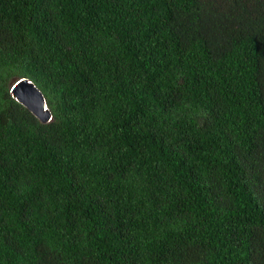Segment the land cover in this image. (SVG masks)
Returning a JSON list of instances; mask_svg holds the SVG:
<instances>
[{
	"label": "trees",
	"instance_id": "trees-1",
	"mask_svg": "<svg viewBox=\"0 0 264 264\" xmlns=\"http://www.w3.org/2000/svg\"><path fill=\"white\" fill-rule=\"evenodd\" d=\"M0 264H264V0H0Z\"/></svg>",
	"mask_w": 264,
	"mask_h": 264
},
{
	"label": "water",
	"instance_id": "water-1",
	"mask_svg": "<svg viewBox=\"0 0 264 264\" xmlns=\"http://www.w3.org/2000/svg\"><path fill=\"white\" fill-rule=\"evenodd\" d=\"M12 97L26 107L42 123L52 119L42 90L29 78H18L11 83Z\"/></svg>",
	"mask_w": 264,
	"mask_h": 264
}]
</instances>
